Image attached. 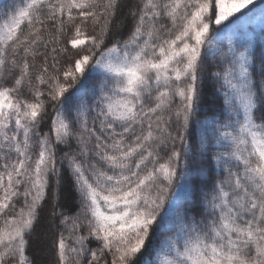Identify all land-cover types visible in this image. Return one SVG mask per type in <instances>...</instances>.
<instances>
[{
    "label": "snow or ice",
    "instance_id": "obj_1",
    "mask_svg": "<svg viewBox=\"0 0 264 264\" xmlns=\"http://www.w3.org/2000/svg\"><path fill=\"white\" fill-rule=\"evenodd\" d=\"M0 264H264V0L0 6Z\"/></svg>",
    "mask_w": 264,
    "mask_h": 264
},
{
    "label": "trees",
    "instance_id": "obj_2",
    "mask_svg": "<svg viewBox=\"0 0 264 264\" xmlns=\"http://www.w3.org/2000/svg\"><path fill=\"white\" fill-rule=\"evenodd\" d=\"M8 2V0H0V6H3L4 4H6Z\"/></svg>",
    "mask_w": 264,
    "mask_h": 264
}]
</instances>
